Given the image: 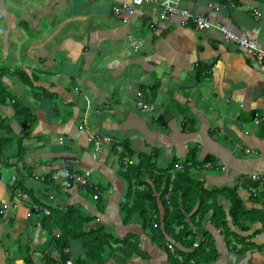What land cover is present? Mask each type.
Returning <instances> with one entry per match:
<instances>
[{"label": "crops", "instance_id": "obj_1", "mask_svg": "<svg viewBox=\"0 0 264 264\" xmlns=\"http://www.w3.org/2000/svg\"><path fill=\"white\" fill-rule=\"evenodd\" d=\"M128 1L0 0V87L11 96L0 103V137L12 141L0 157V264H47L41 225L47 215L31 205L49 215L67 206L98 214L89 190H57L63 181H45L72 170L93 172L90 181L104 206L98 224L117 236L133 233L144 252L130 259L109 252L107 264H173L167 257L172 243L165 249L152 243L138 218L123 227L118 202L126 185L119 172L141 155L154 156L159 169L185 162L191 149L199 162L214 157L216 169H193L192 177L208 189L235 187L246 208L250 189L258 187L252 177H262L256 205L264 216V121L255 123L264 118V61L226 42L215 27L264 50V0H181L182 8L210 22L201 32L178 17L161 21L152 4L126 20L112 15L113 6ZM129 41L141 42L136 53ZM14 100L34 117L31 132L14 115ZM105 138L110 142L96 151L95 139ZM122 142L132 148L130 160ZM9 173L23 200L15 197ZM205 219L219 255L213 264H264L262 223L255 227L261 234L244 241L254 247L240 253L242 245L225 247L212 231L211 213ZM50 258L59 264L56 252Z\"/></svg>", "mask_w": 264, "mask_h": 264}, {"label": "trees", "instance_id": "obj_2", "mask_svg": "<svg viewBox=\"0 0 264 264\" xmlns=\"http://www.w3.org/2000/svg\"><path fill=\"white\" fill-rule=\"evenodd\" d=\"M10 99V93L0 87V103L5 105ZM10 105L23 131L31 132L35 123L31 112L19 101L14 100ZM20 141H17L19 150ZM10 144L12 141L9 143L8 139L0 137V157ZM120 148L127 152L125 156L130 160L133 156L130 145L122 142ZM153 158L141 155L138 164L133 162L119 172L126 185L118 202L124 228L138 218L142 229L150 233L152 243L163 249L172 243L170 250L167 249V257L173 264H213L216 261L219 255L209 235L211 231L203 228V222L209 213L212 231H219L225 247L236 249L237 245H242L240 253L254 247L253 243L244 241L261 234V229H256V226L260 223L264 226L263 211L257 210L258 204L256 205L259 194L249 198L252 206L246 208L235 187H205L203 182L192 177L191 171L205 163L216 169L217 160L207 156L199 162L195 149L187 152L185 162L179 164L174 160L168 167L161 169ZM120 159L124 161L126 158L120 154ZM45 181L53 183L50 175L46 176ZM16 184L17 181L14 189L20 187ZM92 184L91 181L88 186L71 183L69 188L89 190L88 193L95 199L94 209L98 214L91 215L82 207L67 206L64 210L54 209L50 215L48 213L49 216L43 217L41 225L48 236V251L43 261H47V264L54 263L50 258L52 251L58 254L59 264H65L69 259L73 264H107L110 260L106 256L107 252L118 254L124 259L144 253L133 233L117 236L106 226L98 224L104 206L100 203L99 189H93ZM56 185L54 188L57 190L65 188L64 182L63 186ZM256 185L258 186L257 183ZM222 201L228 206L225 207ZM41 214L44 215L42 212ZM55 230L58 232H53ZM75 244H79L78 254L73 249Z\"/></svg>", "mask_w": 264, "mask_h": 264}, {"label": "built area", "instance_id": "obj_3", "mask_svg": "<svg viewBox=\"0 0 264 264\" xmlns=\"http://www.w3.org/2000/svg\"><path fill=\"white\" fill-rule=\"evenodd\" d=\"M180 0H131L129 3L122 4L120 6H117L113 9V14L115 16H128L132 14L135 10V8L143 5V4H152L155 6L156 9L159 10V19L165 20L170 17H181L182 18V24L183 25H192L193 28L197 31H203L207 29L211 24L202 16H199L197 14H193L189 12L188 10L182 9L179 5ZM255 18L259 17L258 12H254ZM215 27L220 31V33L223 36V39L231 44H234L241 50H244L245 53L256 59L257 61H262L264 59V50H261L258 48V44L255 40L250 39L245 36L237 35L228 29H226L223 26L215 25ZM131 47H133L134 50L138 49L137 44H130ZM138 108L144 109L145 111L149 112L151 111L150 107H147L141 103L137 104ZM261 121H264V118L259 120L258 118L255 119V123L259 124ZM93 139L92 136L89 137V141ZM109 143L110 140L108 138H105L103 140H96L94 142L95 150L99 151L101 143ZM247 154H250L251 152L249 150L245 151ZM203 167L210 168V164H205ZM225 171V168L222 169ZM93 175V172L91 170H86L78 173L75 170L72 171H55L51 174V180L53 182H61L65 179L67 181L64 182V186L66 188H69L71 183L78 184L79 186H88L90 185V180ZM253 181L262 182V178L258 176L252 177ZM10 183L13 185L16 183L17 179L15 176H12L9 178ZM14 195L18 200H23V194L19 189H14ZM251 193L255 195L256 191L254 189H251ZM30 209L37 213L42 212L44 215H48L47 210L39 207L38 205H31ZM180 260V259H179ZM65 264H73L72 260L69 259L66 261Z\"/></svg>", "mask_w": 264, "mask_h": 264}, {"label": "bare ground", "instance_id": "obj_4", "mask_svg": "<svg viewBox=\"0 0 264 264\" xmlns=\"http://www.w3.org/2000/svg\"><path fill=\"white\" fill-rule=\"evenodd\" d=\"M131 0H129L127 3H129ZM122 4H126V3H121V4H118V5H116V6H113V8H112V10H111V13H112V15L113 16H115L114 14H113V9L115 8V7H117V6H120V5H122ZM181 4V0H180V2H179V5ZM180 7H181V5H180ZM182 8V7H181ZM182 9H184V8H182ZM186 10V9H185ZM135 11V10H134ZM190 12V11H189ZM194 14V13H193ZM129 16L130 15H128V16H115V17H118V18H121V19H123V20H126V19H128L129 18ZM174 17H177V16H174ZM170 18H172V17H170ZM178 18H180L181 19V22H182V18L181 17H178ZM203 18H205V17H203ZM169 19V18H168ZM206 19V18H205ZM165 20H167V19H165ZM207 20V19H206ZM161 21H164V20H161ZM208 21V20H207ZM209 22V21H208ZM210 23V22H209ZM190 25V24H189ZM185 26H187V25H185ZM192 26V25H191ZM221 26V25H220ZM224 27V26H223ZM192 28H193V26H192ZM226 28V27H225ZM227 29V28H226ZM206 30V29H205ZM197 31V30H196ZM204 31V30H203ZM198 32H201V31H198ZM130 44H137V46H138V49L137 50H134L133 49V47H131V45ZM128 47L134 52V53H136L139 49H140V47H141V42H138V41H129V44H128ZM237 47V46H236ZM238 48V47H237ZM258 48H259V46H258ZM260 49V48H259ZM261 50H263V49H261ZM252 58V57H251ZM252 59H254V58H252ZM254 60H256V59H254ZM257 61V60H256ZM262 61H264V59L262 60ZM262 61H257V62H262ZM138 107V106H137ZM71 163H73V162H71ZM205 164H209V163H205ZM205 164H203V165H200V166H198L196 169H206V170H211L212 169V166L210 167V168H205V167H203ZM211 165V164H210ZM189 166V165H188ZM223 168L222 167H220V170H221V172H224L223 170H222ZM11 178V177H10ZM262 178V177H261ZM253 181V180H252ZM10 182V181H9ZM255 183H257L258 184V187L257 188H252V189H254L255 191H256V193H255V195H253L252 193H251V189H250V194H251V196L252 197H256L257 196V194H258V188L259 187H261V185H262V182L260 183V182H257V181H254ZM11 184V183H10ZM14 184L12 185V189H13V191H14ZM217 233L219 234V231L217 230ZM180 258H178V260H179ZM181 260V259H180ZM179 260V261H180Z\"/></svg>", "mask_w": 264, "mask_h": 264}, {"label": "rangeland", "instance_id": "obj_5", "mask_svg": "<svg viewBox=\"0 0 264 264\" xmlns=\"http://www.w3.org/2000/svg\"><path fill=\"white\" fill-rule=\"evenodd\" d=\"M147 112V111H146ZM125 143V142H124ZM130 149H132V148H130ZM117 159H118V161L121 163L122 161H121V159L119 158V157H117ZM8 177H12V173H9V176ZM197 243H198V241H197ZM197 243H195V245L197 246ZM73 249H74V251H76L77 253H80V249H79V244H75L74 245V247H73ZM108 254H109V252H107ZM106 253V254H107ZM107 256V255H106ZM109 256V255H108ZM112 256H116V257H121V256H119L118 254H112Z\"/></svg>", "mask_w": 264, "mask_h": 264}]
</instances>
